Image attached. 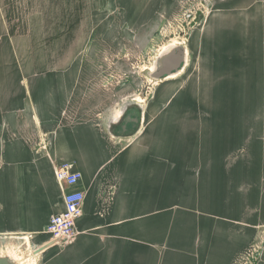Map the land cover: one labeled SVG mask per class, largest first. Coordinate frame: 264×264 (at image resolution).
I'll return each instance as SVG.
<instances>
[{
  "label": "crops",
  "instance_id": "0c3cea01",
  "mask_svg": "<svg viewBox=\"0 0 264 264\" xmlns=\"http://www.w3.org/2000/svg\"><path fill=\"white\" fill-rule=\"evenodd\" d=\"M161 2L110 0L121 18L134 7L132 15L143 20L153 17ZM2 4L0 254L11 255L23 240L34 246L47 240L43 230L63 209L65 192L54 170L67 162L81 173L78 188L85 194L76 234L27 259L38 264H250L264 228V166H257L261 159L257 162L253 149L256 138L264 146V124L257 136L249 122L247 139L238 140L242 153L238 145L236 155L226 158L208 155L202 139L188 138L194 125L182 129L169 116L157 122L156 113L122 146L132 124L119 136L103 129L102 107L95 105L97 93L88 87L91 77L80 74L79 60L63 70H35L31 42L9 32ZM188 60L189 52L185 65ZM243 126L238 123L236 131L246 130ZM252 264H264V239Z\"/></svg>",
  "mask_w": 264,
  "mask_h": 264
},
{
  "label": "rangeland",
  "instance_id": "374dc122",
  "mask_svg": "<svg viewBox=\"0 0 264 264\" xmlns=\"http://www.w3.org/2000/svg\"><path fill=\"white\" fill-rule=\"evenodd\" d=\"M2 7L9 32L30 40L35 70H63L79 60L80 74L85 80L91 77L88 87L97 93L95 105L102 107L98 120L103 129L121 103L131 98L141 102L136 96L142 97L140 128L123 138L122 146L156 116L157 122L175 117L182 129L183 124L194 125L188 138L202 139L208 155L226 154L224 158L236 155L238 140L247 139L249 122L256 125L257 136L262 129L264 0H163L147 20L134 17V7L121 18L110 0H3ZM170 44L185 47L188 63L165 79L150 78L156 56ZM237 78L243 82L237 84ZM238 123L246 130L236 131ZM237 133L241 135L235 138ZM255 142L257 162L261 159L257 166L262 168L264 146L258 138ZM239 146L241 152L244 145ZM207 150L203 147L202 155ZM259 230L250 264L264 239V228ZM43 234L44 244L23 240L10 251L21 258L19 264H38L27 258L38 254L33 253L38 247L54 244Z\"/></svg>",
  "mask_w": 264,
  "mask_h": 264
},
{
  "label": "built area",
  "instance_id": "2783aa9c",
  "mask_svg": "<svg viewBox=\"0 0 264 264\" xmlns=\"http://www.w3.org/2000/svg\"><path fill=\"white\" fill-rule=\"evenodd\" d=\"M55 178L64 187L63 209L53 214L44 232L54 244H65L76 234L75 222L83 214L85 194L78 188L81 173L72 168L70 163L58 164L54 170Z\"/></svg>",
  "mask_w": 264,
  "mask_h": 264
},
{
  "label": "water",
  "instance_id": "95a60500",
  "mask_svg": "<svg viewBox=\"0 0 264 264\" xmlns=\"http://www.w3.org/2000/svg\"><path fill=\"white\" fill-rule=\"evenodd\" d=\"M170 48H166L164 50H161L158 55L156 56L154 62L156 65V69L154 72H149V76L152 79H165L167 76L171 75L172 73H176L180 71L183 68V65L185 63V52L186 49L182 45L177 46L176 48H171L172 50L165 54L164 56H160V54L166 53L169 51ZM158 60V61H157ZM153 62V63H154ZM136 96V95H135ZM134 96V97H135ZM125 100L123 103H121L119 108H122V116L120 120H118L116 123L112 122L113 118L112 113L118 109L115 108L112 113H110L109 118L107 119V123L105 125V130L109 132L110 134L115 133L116 136L121 135V133L124 131H127L126 124L132 122V128L127 131L128 136L132 137L136 134L138 129L140 128L142 115H143V104L135 102L134 98H131V102H126ZM118 105V104H117ZM112 118V120H111ZM113 125V131L110 132V127ZM113 132V133H112ZM48 244H45L43 246L38 247L34 250L33 253H37L44 248L47 247ZM0 264H18L17 261L12 257V255L9 254H0Z\"/></svg>",
  "mask_w": 264,
  "mask_h": 264
},
{
  "label": "bare ground",
  "instance_id": "6f19581e",
  "mask_svg": "<svg viewBox=\"0 0 264 264\" xmlns=\"http://www.w3.org/2000/svg\"><path fill=\"white\" fill-rule=\"evenodd\" d=\"M176 45H177V44H176ZM165 46H166V45H165ZM165 46H163V47H165ZM167 46H168V45H167ZM176 47H177V46H176ZM176 47H175V48H176ZM166 48H170L169 51H167L166 53L160 54L159 57H162V56H164L165 54L169 53V52L172 50L171 48L174 49V47H172L171 44H170V46H168V47H166ZM166 48H165V49H166ZM185 58H186V57H185ZM158 59H159V58H158ZM157 61H158V60H157ZM185 61H186V59H185ZM152 64H153V63H152ZM156 65H157V63H156ZM154 67H155V66H154ZM155 69H156V67H155ZM155 69H154V70H155ZM154 70L151 71V72H154ZM172 74H174V73H172ZM168 77H169V76H168ZM137 98H138V97H137ZM139 101H140V100H139ZM122 111H123V110L120 109V112H118L119 114H118V113H115V114H114V118H115L114 121L117 122L118 120H120V118H121V116H122Z\"/></svg>",
  "mask_w": 264,
  "mask_h": 264
},
{
  "label": "flooded vegetation",
  "instance_id": "af4514ba",
  "mask_svg": "<svg viewBox=\"0 0 264 264\" xmlns=\"http://www.w3.org/2000/svg\"><path fill=\"white\" fill-rule=\"evenodd\" d=\"M129 124V123H128ZM130 124H132V122H130ZM133 125V124H132Z\"/></svg>",
  "mask_w": 264,
  "mask_h": 264
}]
</instances>
